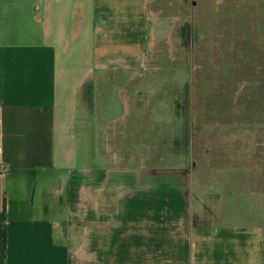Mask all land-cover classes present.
<instances>
[{
  "label": "crops",
  "instance_id": "crops-1",
  "mask_svg": "<svg viewBox=\"0 0 264 264\" xmlns=\"http://www.w3.org/2000/svg\"><path fill=\"white\" fill-rule=\"evenodd\" d=\"M153 1L0 0V264H264V232L230 222L231 176L144 164L124 181L122 168L90 166L88 118L79 154V104L95 76L138 68ZM143 117L135 135L144 125L153 140ZM96 124L118 159L120 120Z\"/></svg>",
  "mask_w": 264,
  "mask_h": 264
},
{
  "label": "rangeland",
  "instance_id": "rangeland-1",
  "mask_svg": "<svg viewBox=\"0 0 264 264\" xmlns=\"http://www.w3.org/2000/svg\"><path fill=\"white\" fill-rule=\"evenodd\" d=\"M152 9L155 37L138 68L95 76L87 94L90 107L79 104V154L88 118L90 166L122 168L124 181H136L144 164L194 165L206 182L234 179L230 222L264 232V0H154ZM137 97L143 99L141 109ZM139 111L147 124L157 123L153 140L144 125L135 135ZM99 119L122 124L124 132L112 141L118 159L111 160L108 142L99 141ZM151 149L155 156L148 159ZM250 176L248 195L244 180Z\"/></svg>",
  "mask_w": 264,
  "mask_h": 264
},
{
  "label": "trees",
  "instance_id": "trees-1",
  "mask_svg": "<svg viewBox=\"0 0 264 264\" xmlns=\"http://www.w3.org/2000/svg\"><path fill=\"white\" fill-rule=\"evenodd\" d=\"M4 239H5L4 242H5V247H6V234H5V238Z\"/></svg>",
  "mask_w": 264,
  "mask_h": 264
}]
</instances>
